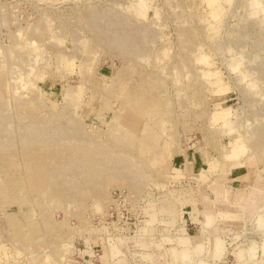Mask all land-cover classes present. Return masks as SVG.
Returning <instances> with one entry per match:
<instances>
[{
    "label": "rangeland",
    "instance_id": "rangeland-1",
    "mask_svg": "<svg viewBox=\"0 0 264 264\" xmlns=\"http://www.w3.org/2000/svg\"><path fill=\"white\" fill-rule=\"evenodd\" d=\"M185 153L264 174V0H0V264H264Z\"/></svg>",
    "mask_w": 264,
    "mask_h": 264
},
{
    "label": "crops",
    "instance_id": "crops-1",
    "mask_svg": "<svg viewBox=\"0 0 264 264\" xmlns=\"http://www.w3.org/2000/svg\"><path fill=\"white\" fill-rule=\"evenodd\" d=\"M194 153L193 155L189 153L180 154L177 157L173 158L171 179L177 184L183 182L187 178H193L200 184L211 183L213 184L212 176L216 175L215 181L218 187L219 195L226 194L227 198L232 204L236 206L242 202L243 206H246L250 209L251 205H257L260 197L264 194V174L261 173V176L257 173V169L252 166V163L245 160H232V162L226 164L222 168L216 167L214 163L206 164V161ZM168 163V157H164L163 160H160V167L165 169ZM99 166L96 171L99 172ZM217 169V171H216ZM216 172V173H215ZM218 195V196H219ZM264 196V195H263ZM175 200H171L167 203H164L162 208L164 212H167L172 217L177 214V199L185 202H190V205H193L195 208L196 199H187L185 196H178ZM198 198H201L199 194ZM196 209V208H195ZM101 246V258L100 261L104 264L112 259V250L117 252L119 249L116 246L111 245V248L106 246ZM88 249V251H86ZM93 249L87 248L84 245L78 246L77 254L84 256H93ZM121 262V261H119Z\"/></svg>",
    "mask_w": 264,
    "mask_h": 264
}]
</instances>
